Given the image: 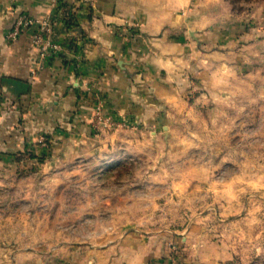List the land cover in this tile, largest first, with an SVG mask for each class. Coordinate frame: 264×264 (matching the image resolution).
I'll use <instances>...</instances> for the list:
<instances>
[{
  "label": "crops",
  "instance_id": "1",
  "mask_svg": "<svg viewBox=\"0 0 264 264\" xmlns=\"http://www.w3.org/2000/svg\"><path fill=\"white\" fill-rule=\"evenodd\" d=\"M238 2L0 0V177L29 170L39 183L87 156L98 113L138 123L146 139L200 102L191 104L189 90L215 88L218 73L258 62L264 0ZM18 14L52 22L58 52L39 56L35 26L7 41ZM155 254L146 242L66 240L16 264H152Z\"/></svg>",
  "mask_w": 264,
  "mask_h": 264
},
{
  "label": "rangeland",
  "instance_id": "2",
  "mask_svg": "<svg viewBox=\"0 0 264 264\" xmlns=\"http://www.w3.org/2000/svg\"><path fill=\"white\" fill-rule=\"evenodd\" d=\"M252 60L189 90L200 102L146 139L128 122L42 182L3 172L0 264L66 240L146 242L152 264H264V55Z\"/></svg>",
  "mask_w": 264,
  "mask_h": 264
},
{
  "label": "built area",
  "instance_id": "3",
  "mask_svg": "<svg viewBox=\"0 0 264 264\" xmlns=\"http://www.w3.org/2000/svg\"><path fill=\"white\" fill-rule=\"evenodd\" d=\"M33 26L36 28L33 31L31 41L37 48L39 56L45 59L50 54L58 52L59 46L52 39V22L48 20H37L36 18L28 17L25 14H18L15 16L11 29L6 33V40L14 42L25 28ZM96 118V122L94 123L96 136H98L100 132L99 128L101 127L109 129L114 127L129 126L128 122L124 120H115L108 116H102L100 113L97 114Z\"/></svg>",
  "mask_w": 264,
  "mask_h": 264
}]
</instances>
